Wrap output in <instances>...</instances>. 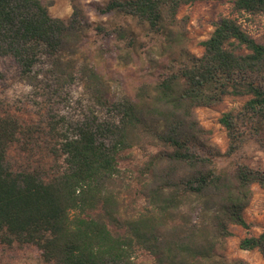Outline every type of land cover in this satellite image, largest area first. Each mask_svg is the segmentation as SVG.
I'll return each mask as SVG.
<instances>
[{
  "label": "trees",
  "instance_id": "trees-1",
  "mask_svg": "<svg viewBox=\"0 0 264 264\" xmlns=\"http://www.w3.org/2000/svg\"><path fill=\"white\" fill-rule=\"evenodd\" d=\"M197 1L206 0H115L105 10L122 11L151 30L170 32L179 23L180 8ZM227 1L236 13L264 14V0ZM213 25L200 42V55L186 52L187 61L178 70L150 88L140 87L133 97L112 102L117 118L101 121L93 116L58 132L52 152L63 158L64 167L49 179L7 165V150L20 125L12 116H0V246L32 243L46 262L54 264H134L137 248L165 264H249L241 259L227 263L221 245L231 234L229 225L249 229L243 211L252 197L251 186L264 188V168L239 164L221 172L191 145L210 135L199 123L197 107L240 97L246 98L242 105L218 119L228 137L224 155L233 154L249 135L264 148V43L257 42L236 17H221ZM79 36L72 22L51 16L41 0H0V55L13 57L28 80L37 76L32 69L42 49L58 54ZM83 72L87 86L101 98L102 76L92 66ZM51 128L56 129L54 124ZM140 129L165 148L145 163L141 173L162 160L165 165L148 189L143 209L125 219L123 233H113L92 212L101 204L106 216L115 218L107 183L121 173L122 152ZM191 196L212 201L208 223L180 240L160 238L159 229ZM238 247L256 249L264 258V230L245 235Z\"/></svg>",
  "mask_w": 264,
  "mask_h": 264
},
{
  "label": "rangeland",
  "instance_id": "rangeland-1",
  "mask_svg": "<svg viewBox=\"0 0 264 264\" xmlns=\"http://www.w3.org/2000/svg\"><path fill=\"white\" fill-rule=\"evenodd\" d=\"M51 16L72 22L80 32L79 39L65 44L58 54L42 49L32 69L37 76L28 80L10 55H0V116L16 118L20 130L7 150V165L13 171H36L44 179L60 173L62 157H56L52 147L58 143L57 133L75 122L96 116L99 120L117 118L112 102L133 97L140 87L154 83L182 67L185 53L200 55V42L214 28V21L224 16L236 17L244 29L257 41L264 43V14L249 15L233 11L232 2L206 0L183 5L177 13L179 23L169 30L157 32L134 16L119 10L106 11L115 0H41ZM79 22V23H77ZM58 68L67 71L62 74ZM92 66L103 78L102 97L87 86L84 67ZM246 98L226 97L220 103L195 109L199 123L210 130L209 140L198 139L191 145L198 154L209 157L218 171L230 172L236 165L264 168V148L252 135L231 155H224L228 145L225 128L218 122L221 114L238 108ZM55 125L56 129L51 127ZM151 127L150 123L148 124ZM160 142L141 129L131 135L129 147L119 159L121 173L108 181L113 194L115 218L109 219L99 206L92 212L103 218L113 233L124 232V221L143 209L148 189L165 161L141 173L145 163L164 152ZM252 197L243 211L249 229L229 225L230 235L221 247L227 258L241 259L249 264H264L256 250L238 247L245 235H258L264 230V188L253 184ZM212 201L191 196L181 204L166 226L159 229L160 238L180 240L191 229L209 221ZM134 264H165L148 251L137 248ZM0 264H54L46 262L38 247L32 243L13 242L0 246Z\"/></svg>",
  "mask_w": 264,
  "mask_h": 264
}]
</instances>
